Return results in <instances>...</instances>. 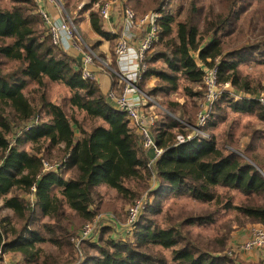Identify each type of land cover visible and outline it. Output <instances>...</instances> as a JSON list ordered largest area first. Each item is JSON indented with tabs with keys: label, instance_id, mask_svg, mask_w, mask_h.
Returning a JSON list of instances; mask_svg holds the SVG:
<instances>
[{
	"label": "trees",
	"instance_id": "trees-1",
	"mask_svg": "<svg viewBox=\"0 0 264 264\" xmlns=\"http://www.w3.org/2000/svg\"><path fill=\"white\" fill-rule=\"evenodd\" d=\"M74 1L66 6L72 3L76 10L82 1ZM148 1L157 5L160 0ZM263 1L215 0L216 5H205L187 0L176 14L164 12L155 51L146 58L153 65L144 76L153 75L159 83L147 95L183 87L192 98L199 97L201 92L191 90L202 88L198 63L211 67L215 62L220 84L229 83L250 95L264 93V83L240 72L243 54L257 52L264 59V27L258 24L264 23V8L259 6ZM100 2L87 0L82 11H89L93 31L110 39L94 10ZM44 30L34 0H0L1 253L21 264H244L222 254L227 233L214 244H204L183 229L216 224L218 213H229L235 228L264 227V159L253 145L261 136L255 134L243 149L234 146L236 141L226 129L210 139L198 137L174 145L187 128L165 113L158 120L156 116L151 132L163 152L155 162L152 191L148 152L134 127L96 82L81 78L80 64L53 46ZM237 39L239 45L230 47ZM52 83L69 91L59 104L46 99L47 84ZM30 88L33 102L24 93ZM227 110L233 115L256 114L264 122V111L256 102L224 95L203 128L213 130L223 123ZM41 113L49 121L32 124ZM44 160L56 163V168L43 171ZM147 191L154 199L136 223L133 241L108 237L112 229L102 227L96 241L80 243L81 256H76L72 240L85 223L102 212L117 213ZM233 191L241 196L237 202ZM173 197L214 209L180 216L161 227L152 217L160 214L163 199ZM4 209L11 211V217L1 215ZM154 248L160 250L151 254ZM162 251H169L170 258Z\"/></svg>",
	"mask_w": 264,
	"mask_h": 264
},
{
	"label": "built area",
	"instance_id": "built-area-1",
	"mask_svg": "<svg viewBox=\"0 0 264 264\" xmlns=\"http://www.w3.org/2000/svg\"><path fill=\"white\" fill-rule=\"evenodd\" d=\"M37 6V12L43 22L46 35L49 37L53 46L61 49L64 53L74 51L79 55L80 74L83 80L98 82V76L92 71V66L99 63L101 66L108 68L106 62L100 61L95 52L90 49L83 40V37L69 16L66 8V0H34ZM49 4L60 16V20H54L49 13L42 7ZM114 2L109 1L97 6V12L102 20L108 21L114 7ZM67 11V13H66ZM124 32L118 37L115 57L116 66L109 69L120 86V90H109L106 98L111 102L118 111L123 112L134 127L139 137V142L147 152L151 153L147 166L151 170V189L155 188V162L162 155L163 150L157 147L154 140L151 127L155 123L156 115L151 108L154 106V98L142 93L137 83L147 74L148 65L146 58L153 51L155 43L159 39V23L161 15L159 13H149L137 15L131 9L121 11ZM202 88L204 90L203 104L200 107L195 126L185 125L190 133L187 135H177L174 145H181L195 139L198 135L202 136V128L205 126L210 112L216 102L224 95H231L235 101L252 100L256 102L264 111V93L250 95L247 93L237 92L229 83L220 84L218 80V64L215 62L211 67H202ZM31 126L28 127V129ZM46 170L47 164L43 162ZM53 167L51 169H54ZM150 189V190H151ZM34 187L31 188V192ZM149 193V191H147ZM151 199L141 196L127 207L126 221L119 224L114 217L109 214L107 223H102V215L96 216L92 221L87 222L80 230L78 236L73 240L75 247L78 249L82 241L94 242L97 233L102 227H110L114 236L128 237L132 234L140 216L150 204ZM100 223V226H98ZM241 250L250 252L258 250L261 264H264V227L261 225L252 227L250 235L242 244ZM4 254L0 251V264L3 262Z\"/></svg>",
	"mask_w": 264,
	"mask_h": 264
},
{
	"label": "rangeland",
	"instance_id": "rangeland-1",
	"mask_svg": "<svg viewBox=\"0 0 264 264\" xmlns=\"http://www.w3.org/2000/svg\"><path fill=\"white\" fill-rule=\"evenodd\" d=\"M69 0H66V2ZM75 2L74 0H72ZM82 2L77 3L76 8H80L82 11L84 4L86 3L87 0H81ZM112 1L114 2V5L117 7V10L119 13H121L122 10L128 8L133 10L137 15H145L149 13H159L161 16L163 15L164 12L167 10H170L172 13H177L181 6H183V3L185 4V1L187 0H160L157 2L158 4L152 5L148 0H101L100 5ZM202 3L205 5L207 4H212L216 5L215 0H201ZM257 2L253 4V8H256ZM259 6H262L264 8V1L259 4ZM69 7V6H68ZM66 6V8H68ZM72 3H71V8H72ZM159 8V9H158ZM94 10H98L97 6L94 7ZM67 13V11H66ZM70 16V14H69ZM72 16V15H71ZM261 21V18L258 17V22ZM250 22V17L245 18L244 23L242 25L243 30L247 31V25ZM259 25L262 24L261 27H264V23H258ZM45 32V30H44ZM46 33V32H45ZM120 33V30L118 31ZM118 36V35H117ZM120 36V35H119ZM118 36V37H119ZM115 39V38H114ZM242 38H239L241 40ZM244 39V38H243ZM242 39V40H243ZM113 40V39H112ZM118 38L116 37V40L112 41V54L111 57L113 58L112 61L106 60L103 57H100V61L106 62L108 64V68L105 66H101L99 63H95L94 66H97V68L100 69L101 75L102 76H108L109 79L112 81L115 80V78L112 76L111 72L109 69H114L115 68V49H116V44H117ZM241 40V41H242ZM238 44V39L233 40L230 43V47H233ZM229 46V41L227 40L226 42V47ZM156 45L154 46V49L151 54L148 55V59L152 57L153 52L155 51ZM90 49L93 50V47ZM94 51V50H93ZM96 54V53H95ZM97 55V54H96ZM242 62L240 66V72L243 76H248L250 79H256L261 82V84L264 83V59H262L257 52L255 53H245L240 57ZM258 61L260 63H258ZM262 62V63H261ZM155 64V63H154ZM147 65L151 67L153 63L147 62ZM97 74V73H96ZM157 83H159V80L154 77L153 75L146 76L139 84V90L141 92H144L148 94V92L152 89H155L157 86ZM232 88V86H231ZM234 88V87H233ZM32 89L30 88L26 90L24 93L26 97L29 99V101L33 102V97L32 95ZM236 89L237 92H241L242 90ZM192 91H199L201 92V95L199 97H194L192 98L191 94L188 93L186 90L183 89V87H180L176 90H170L166 94L162 93H157L155 94L154 98V106L151 108L152 112L156 114L157 120L158 117L160 118V115L165 113L168 116L174 118L176 121H178L182 126L185 127V125L189 126H194L197 121L198 113L200 112V107L203 104V96H204V91L203 88L200 86H193L191 87ZM260 91V90H259ZM258 91V92H259ZM245 93V92H244ZM260 93V92H259ZM69 96V91L68 89L60 84V83H52V84H47L46 87V99L55 104H59L64 100V98H67ZM226 97L233 99L231 95H226ZM35 103H32V106H34ZM39 105H37L38 107ZM227 114L225 115V121L222 123L221 121L217 124V126L213 130H207L206 127L202 129V136L198 135V137H205L210 139L213 135L217 136L219 132L223 131L224 129L229 130L230 134L236 141V146L239 149H243L249 142L250 139L255 135L259 134L261 136L259 140L254 141L253 145L257 148L258 151V156L260 160L264 159V122H262L260 119H258V116L256 114H237L233 115L230 110L226 111ZM78 119H81V116H78ZM49 121V117L45 113L37 114L35 119L32 121V124L37 123V124H43L45 122ZM32 124L28 126H32ZM186 128V127H185ZM190 131L189 129L186 130L185 135L189 134ZM221 134V133H220ZM27 146V144L23 145V147ZM44 163L47 164L46 170L44 169L43 166V171H50L52 170L51 168L56 166V163H51L49 161H43ZM154 189H152L153 191ZM110 192H107L108 197H112L113 195H110ZM101 193L105 194L104 189H102ZM233 193L236 195V202L240 200L241 196L236 192L233 191ZM147 196L148 199H154L153 196H150L147 192H144L140 195H138L136 198L141 197V196ZM135 198V199H136ZM31 199V198H30ZM134 201V200H133ZM151 201V202H152ZM132 202L128 203L125 207H122L121 210H119L117 213H113L112 211H106L99 213L98 215L103 216L102 223H107L109 222L108 217L109 214H111L114 217V220L117 221L119 224H123L126 221V209L127 207L131 204ZM2 205V201H0V207ZM160 207V214L152 217V220H154L155 223H157L159 226L164 227L165 223H170L173 224L175 221H172L180 216H185L188 214H193V216H199L205 213H208L209 211H212L214 208L209 207L204 204H200L198 202L192 201L188 198L185 197H173L170 199H163L161 203L159 204ZM121 207V206H119ZM109 210V209H105ZM2 216H9L11 217V211L9 210H2L1 211ZM212 217L215 216V212L211 215ZM229 213H218L216 215V224H211L208 226H197L193 225L189 228L183 229V231H189L195 235L198 236L199 240L204 243V244H214L217 239L221 238L224 234L227 233L228 239H227V244L225 247V251L222 253L223 255H226L228 257L235 258L237 260L238 253L241 251V246L245 242L239 241L238 236L240 233H242V236L244 235L243 230L244 229H249L252 226L248 227H240V228H235L236 225L230 224L228 221ZM90 222V221H89ZM139 222V221H138ZM86 224V223H85ZM84 224V225H85ZM83 225V226H84ZM82 226V227H83ZM98 226H100V223H98ZM82 227L78 230V233L76 236L73 238V240L78 236L80 230ZM110 228V227H108ZM135 230L132 231V234L129 235L128 237H120L118 236L117 239H126L127 241H133V233ZM113 233H109L108 237H111ZM107 236V235H106ZM72 240V243H73ZM74 244V243H73ZM81 245V244H80ZM80 245L78 249L76 248V256L80 257L81 256V250H80ZM160 249L154 248L150 249L149 252L151 254H156L159 252ZM209 252V251H208ZM163 255L167 257L168 259L170 258V252L169 251H162ZM238 261V260H237Z\"/></svg>",
	"mask_w": 264,
	"mask_h": 264
},
{
	"label": "crops",
	"instance_id": "crops-1",
	"mask_svg": "<svg viewBox=\"0 0 264 264\" xmlns=\"http://www.w3.org/2000/svg\"><path fill=\"white\" fill-rule=\"evenodd\" d=\"M42 8L46 10L54 20H57V21L60 20V16L57 13V11L51 6H49V4H44ZM67 9L69 11L71 19L77 25L83 37L84 43L89 48L93 47V50L97 54V56L103 57L107 61L108 60L112 61L113 58L111 57V54L113 50H112L111 42L116 40V37L118 38V36L119 35L121 36L122 33L124 32L122 15L121 13L118 12L117 7L116 6L113 7L110 19L108 21L102 20L100 18L102 21L103 30L104 32L108 33L111 36L110 39L102 38L93 31L90 21H89V16H88L89 11H81L80 8H77L75 10L71 8V6H69ZM119 30H120V33H118ZM65 54H67L69 57L74 59L76 63H79V55L76 52L70 51V53H65ZM194 58H196V56H194ZM114 64L116 66V61ZM198 64L201 68L203 67V65H200L201 63H198ZM92 71L97 73L96 74L98 76L97 84L103 95H106L109 90H113V91L120 90V86L116 84V81L115 80L112 81L111 79H109L108 76H102L101 71L99 68H97V66H92ZM144 78L145 77H143L140 80V82ZM137 86H138V83H137ZM147 155L149 158L151 157L150 152H148ZM250 226L255 227V226H258V224L248 225L247 228ZM250 231H251V227L249 229H244L243 230L244 235L242 236V233H240V235L238 236V240L242 242L247 240L250 235ZM112 236L117 238V236H114V235ZM237 260L238 262H242L244 264H261L258 250H252L250 252H245L241 250L238 253ZM3 262L4 264H21L18 258L8 256V255H4Z\"/></svg>",
	"mask_w": 264,
	"mask_h": 264
}]
</instances>
